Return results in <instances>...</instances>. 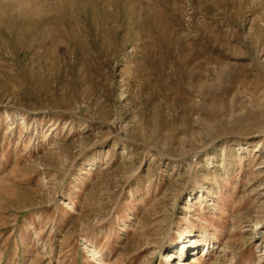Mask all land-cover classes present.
<instances>
[{"label": "rangeland", "instance_id": "rangeland-1", "mask_svg": "<svg viewBox=\"0 0 264 264\" xmlns=\"http://www.w3.org/2000/svg\"><path fill=\"white\" fill-rule=\"evenodd\" d=\"M0 264H264V0H0Z\"/></svg>", "mask_w": 264, "mask_h": 264}]
</instances>
